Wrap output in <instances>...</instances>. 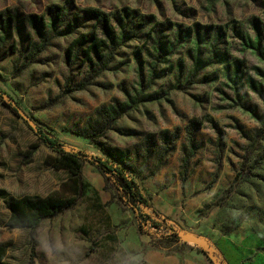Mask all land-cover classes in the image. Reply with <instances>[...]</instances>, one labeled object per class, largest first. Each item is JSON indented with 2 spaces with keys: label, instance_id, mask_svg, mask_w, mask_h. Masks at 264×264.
<instances>
[{
  "label": "rangeland",
  "instance_id": "obj_1",
  "mask_svg": "<svg viewBox=\"0 0 264 264\" xmlns=\"http://www.w3.org/2000/svg\"><path fill=\"white\" fill-rule=\"evenodd\" d=\"M85 34L107 42L102 58L89 43L70 56ZM0 88L70 148L125 166L161 216L141 205V235L113 180L85 163V195L38 228L80 241L82 264L191 246L264 264V0H0ZM56 156L0 99V264H56L37 231L7 226L10 199L69 179ZM163 219L180 241L152 226ZM224 237L244 239L241 252Z\"/></svg>",
  "mask_w": 264,
  "mask_h": 264
},
{
  "label": "trees",
  "instance_id": "obj_2",
  "mask_svg": "<svg viewBox=\"0 0 264 264\" xmlns=\"http://www.w3.org/2000/svg\"><path fill=\"white\" fill-rule=\"evenodd\" d=\"M88 13L101 23H104V25L109 24L108 17L100 11L90 10ZM88 43L90 44L89 51L86 52L88 56H90L91 52L97 53L101 58L104 56L103 54L107 50V42L89 34H85L72 42L69 50L70 56L73 55L76 48ZM0 99L6 108L18 115L30 126L46 148L57 155L52 158L51 164L53 167L67 170L70 173L69 179L62 184L61 189L46 197L23 196L10 199L8 202L10 218L7 222V226L10 229H30L32 232H36L43 222L55 219L64 212L73 209L77 205L79 198L85 195L89 187V184L84 181L82 173L85 163H90L94 166L107 181L113 180L121 193V197L125 200L126 206L135 213L138 232L141 235L146 233L145 226L149 221V216L140 212L139 207L141 205L150 208L152 213L158 218L161 217L140 189L136 180L129 175L125 166L117 165L110 159L70 148L50 131L23 117L21 115L22 110L17 102L1 88ZM163 220V224L153 221L152 226L155 228H166L170 232L168 238L171 241H180L181 232L166 219ZM205 254L209 257L207 252ZM6 255L7 245L0 244V263L5 259ZM211 261L213 264H220L212 259Z\"/></svg>",
  "mask_w": 264,
  "mask_h": 264
},
{
  "label": "clouds",
  "instance_id": "obj_3",
  "mask_svg": "<svg viewBox=\"0 0 264 264\" xmlns=\"http://www.w3.org/2000/svg\"><path fill=\"white\" fill-rule=\"evenodd\" d=\"M36 241L42 252L56 264H82L84 248L80 241L61 236L56 238L51 231L36 232ZM158 253L124 251L115 259V264H156Z\"/></svg>",
  "mask_w": 264,
  "mask_h": 264
},
{
  "label": "crops",
  "instance_id": "obj_4",
  "mask_svg": "<svg viewBox=\"0 0 264 264\" xmlns=\"http://www.w3.org/2000/svg\"><path fill=\"white\" fill-rule=\"evenodd\" d=\"M220 240L222 246H228L229 249H239L241 252L240 248L243 247L242 243L244 239L239 240L237 238L224 237ZM217 242H219V240ZM152 252L158 253L156 264H213L211 259L205 254V251L195 246L186 247V250L180 247V250L176 252L151 251L150 253ZM234 252L230 250L227 252L229 258L225 260L228 264H239V260L237 261L236 258L237 256L240 257L241 254L237 253L236 255H230Z\"/></svg>",
  "mask_w": 264,
  "mask_h": 264
},
{
  "label": "water",
  "instance_id": "obj_5",
  "mask_svg": "<svg viewBox=\"0 0 264 264\" xmlns=\"http://www.w3.org/2000/svg\"><path fill=\"white\" fill-rule=\"evenodd\" d=\"M21 115H22L23 117L27 118V116H26L25 113H22ZM181 234H182V233H181ZM194 238H195V237H194ZM209 257H210L213 261H217V262L219 263V261L217 260V258H216L214 255H212V254L210 255V254H209Z\"/></svg>",
  "mask_w": 264,
  "mask_h": 264
}]
</instances>
